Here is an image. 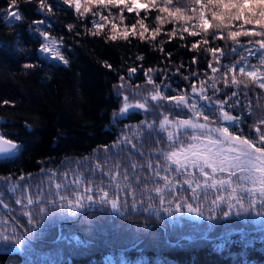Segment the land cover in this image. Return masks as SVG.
Returning a JSON list of instances; mask_svg holds the SVG:
<instances>
[{"label":"trees","instance_id":"obj_1","mask_svg":"<svg viewBox=\"0 0 264 264\" xmlns=\"http://www.w3.org/2000/svg\"><path fill=\"white\" fill-rule=\"evenodd\" d=\"M145 3L149 0H138L139 5ZM203 3L207 31L200 28L201 9L195 0H172L168 5L156 0L158 7H140L138 13L87 0H81L80 12L63 0H44L43 8L41 0H16L15 7L11 0H0V135L17 146L12 155L0 156V201L6 205L0 206V264H264V212L254 217L220 216L219 209L213 219H195L184 211L185 201L192 203L188 181L197 177L196 169L180 174L175 162L165 157L191 143L193 130H178L169 141L154 127L143 125L157 116L139 109L114 114L120 104L119 82L139 81L147 73L162 96L186 95L189 103L197 99L212 121L209 127L228 126L236 135L239 128L247 139L258 142L255 129L264 133L259 123L264 119V89L259 88L264 82V52L257 41L264 35H242L233 41L228 32L262 33L264 24L226 18L218 29L208 0ZM85 4L90 11L83 12ZM165 6L171 11L180 7L190 19L161 13L159 7ZM157 16L166 22L161 24ZM141 20L148 29L143 40ZM96 24L103 25L98 34ZM112 24L117 31L127 28L128 38L112 41ZM133 25L136 35H131ZM156 28L160 32L153 38ZM46 43L68 64L53 52H43L41 45ZM207 48L222 50L218 61ZM233 65L235 72L227 71ZM240 67L246 72L257 69L258 81L241 74ZM233 75L243 83L232 85ZM213 79L220 89L215 95L208 87ZM201 82L212 102L192 94V85L200 88ZM232 92L238 93L241 104L226 111L241 119L217 122L220 113L214 101ZM163 108L171 116L188 112L194 117L188 108ZM195 118L206 123L203 115ZM122 136L129 144L121 142ZM69 171L87 172L95 184L93 199L76 209L68 207L58 189L69 182ZM114 171L115 179L110 175ZM125 172L127 179L122 178ZM165 176L173 187L166 186ZM157 187L165 197L163 205ZM104 193L107 200L117 201V211L96 197ZM28 198L33 204H27ZM175 203L181 204L179 210ZM169 207L171 214L165 211Z\"/></svg>","mask_w":264,"mask_h":264},{"label":"snow or ice","instance_id":"obj_2","mask_svg":"<svg viewBox=\"0 0 264 264\" xmlns=\"http://www.w3.org/2000/svg\"><path fill=\"white\" fill-rule=\"evenodd\" d=\"M28 2H33V0H28ZM65 4H73L75 5V9L77 12H80L81 9V0H63ZM87 3H97L101 4L104 7H108L109 5H115L120 6L123 5V7L127 8L128 12L136 11L137 13L140 10V7L148 8V7H158L156 4V0H149V3H145L143 5L138 4V0H131V3L129 4L128 0H87ZM172 0H165V4H171ZM195 3L200 6V28L204 31H207L209 28V22L205 18V8L206 5L203 3V0H195ZM11 4L13 7L16 6V0H11ZM208 5L211 6L213 9L212 11V18L215 21H218L215 25L216 28H220L224 22V20L227 18L229 20H236L240 21L243 19L244 24H264V0H208ZM41 7H44V0H41ZM259 8L258 12H254L253 9ZM195 11V8L192 9ZM90 11L87 4H85L83 8V12ZM159 11L161 13H167L169 17H172L174 19H190V17L183 16L182 15V9L180 7H176L175 11H171L167 6L165 7H159ZM9 15L14 16L16 20H21L22 17L20 14L16 12H10ZM83 13H81L82 15ZM102 20L106 19L105 17H101ZM121 19H123V16H121ZM156 19L160 21L161 24L165 23L166 20L162 19L161 17L157 16ZM140 27L142 31L139 33L140 38L144 39V33L148 31L147 27L144 25L143 20L139 21ZM72 26L70 25L69 28ZM103 27L102 24H96V29L98 34L99 30ZM136 25L132 26V32L131 35H136L135 32ZM184 32H187L188 29L184 28ZM112 32L113 34L110 36V39L112 41L117 40V38H123L127 39L129 36V30L125 28L122 31H117V25L112 24ZM160 32L159 28H156L152 36L155 38V35ZM264 35V32L262 33H255V32H248V31H230L228 32V37L232 39L233 41L237 40V37L240 36H248V35ZM42 35L45 38H48V33L44 32ZM171 35H175V31ZM190 35L195 36L197 35L196 32H191ZM216 35L215 33L213 34ZM220 39H223V36H219ZM50 43L54 46L56 44V41L54 39L50 40ZM204 44H207L208 41H203ZM258 48L261 52H264V39H261L257 41ZM198 47V44H192V48L196 49ZM41 49L45 53L53 52L60 61H62L64 64H68V61L59 54V51L52 47L50 48L49 45L46 43L44 45H41ZM160 51H163L161 48ZM206 51L213 53V58L217 61L219 60V56L217 53L222 54V50L218 48H207ZM251 51V49H249ZM171 55V54H169ZM260 63L262 66H264V55H261L260 57ZM25 67H32V65H25ZM106 67H111L110 65H106ZM211 67V65H209ZM131 72H135L136 69H131ZM151 71V70H149ZM213 72H216V68H212ZM227 71L235 72V65H233L231 68H228ZM239 72L243 75H246L249 78H252L253 82L258 81L257 72L258 70L254 68V70L251 71H245L244 67L239 68ZM225 75H227V72H225ZM262 77H264V73L260 74ZM187 79V77L185 78ZM148 83H153L151 76L148 78ZM225 84H228L229 81L227 79L224 80ZM230 83L232 85H239L243 83V81L238 80L236 75H233L231 77ZM208 87L211 88L213 91V95L220 92V89L216 87L215 79H213V82L208 85ZM259 88L264 89V82L259 83ZM192 94L195 96L197 93H199L198 99L199 100H206L209 102H212V98L205 95V86L204 82H201V87L197 88L194 84L191 88ZM225 99H216L214 101L215 109L219 111L220 116L217 118V122H219L220 119L223 121L228 122H238L240 121V117L233 116L229 114V111H226L227 109H233L241 104V100L239 99L237 92H232L231 96H228L227 93H225ZM160 99H166L170 104H173L176 108H188L194 117H200L203 115V119L206 121V123H198L195 122L193 119H179L176 121L170 120L167 115L164 116L162 120L159 121V126L161 129H165L166 125H172L174 129L176 128H183L185 130L192 129L193 135L190 137V140L193 143H189L187 148H181L177 151H172L166 155V159L172 160L177 165L176 171L180 174H184L188 171L189 167H196L199 169V172L204 175L205 183L207 184V177L209 176V173L205 170V168H210L211 172L213 174L219 172L224 173L225 171H228L229 169L244 171L245 169L251 171L253 173V183H256L259 181L260 188H259V194L261 197H264V133H261L260 128L257 127L255 129L256 133L258 134V142L257 141H250L247 139L244 135L242 130L237 128L236 130L240 132L239 135L234 134L232 131H230V128L228 126H220V127H209V125L212 123L208 115H204L203 112L200 110L197 104V99H192V102L189 103V98L186 95H175V96H162V93L160 91H156L155 93L151 94V100L157 101ZM7 103V102H5ZM139 108L144 109L146 105L144 103H137L135 105H131L127 103V97H125V103L124 106L120 109L121 113H124L128 111L129 108ZM260 125L264 126V119L260 120ZM149 128L152 127L151 124L148 125ZM201 131V135L197 136L195 135L196 131ZM209 135H205V134ZM186 135V132H185ZM213 136L215 138H213ZM174 138V132L168 131V140L172 141ZM259 143L261 146H256V144ZM8 145L10 148H16L17 146L13 144L11 141H5L3 139V136H0V145ZM224 145H229V147H224ZM135 147V146H134ZM6 149L3 147H0V151H5ZM131 167L135 168L136 165H132ZM149 167L151 168L152 165L149 164ZM231 175H234L235 173H230ZM155 175H159V172H156ZM124 179H127V173H123ZM115 179V177H113ZM166 186L173 187L172 185H167L168 177H164ZM188 183H191V181H188ZM230 180H213L211 187H216L217 185L223 186L224 184H230ZM200 185L197 184V187ZM157 193H161L160 201L161 205H163L165 197L162 194V189L157 187L155 189ZM236 189H232V193H235ZM108 194L104 193L100 197L101 203H110L111 208L113 211L118 210V204L115 199L109 201L106 199V196ZM251 195V193H249ZM89 200L93 199L92 196L87 197ZM193 199H197V195L195 193V189H193ZM243 197H241L242 199ZM64 200L65 198H61ZM176 199H183L182 197H177ZM206 199V196H205ZM233 199V196L230 194L227 197V206L229 209L240 205L243 208V205L240 203V199L236 200V203L233 204L231 201ZM224 197L217 196L215 200H212L210 202V215H207L209 219H213L216 216V208L221 204V201H224ZM252 203H255V201H251ZM261 202H264V199L261 200ZM16 203H21L19 199L16 200ZM68 207L72 209L79 208L80 205V198H77V201L74 203L73 201L69 200ZM169 205L173 204L174 201H168ZM27 204L31 205L33 204V200L31 198L27 199ZM186 207L189 212H196L197 214H202L203 212L198 207H193L191 203H187L185 201ZM61 206H65L63 203H61ZM135 205H133L134 207ZM181 207L180 203H175V208L179 210ZM44 208H40L39 212H43ZM165 211L169 214L172 212V208H166ZM224 215H228L227 212L224 213ZM31 218V217H30Z\"/></svg>","mask_w":264,"mask_h":264},{"label":"rangeland","instance_id":"obj_3","mask_svg":"<svg viewBox=\"0 0 264 264\" xmlns=\"http://www.w3.org/2000/svg\"><path fill=\"white\" fill-rule=\"evenodd\" d=\"M149 75L147 73L144 74V78L139 81H132V80H121L117 87V92L120 96V104L117 109V111L114 113L116 115H121L124 113H121L120 109L124 106L125 103V97H127V103L131 105H135L137 103H144L146 107L144 109L139 108H129L130 109H139L143 111L144 115H153L157 116L154 118V120H144V126L148 127L149 124L152 125V123H155L150 130L154 127L157 129L160 133L165 134V136H168V131H173L174 135L177 133L178 130H182L183 128H176L174 129L172 125H166L165 129H161L159 126V121L164 118L165 115L169 117L170 120L176 121L179 119H193L195 122L201 123V121H198L195 117H192L190 113L187 112L186 116L184 117H178V116H171L169 115V112L167 110H164L163 106H173V104H170L167 100H157L153 101L151 100V94L156 92L155 84L148 83ZM199 88V87H197ZM135 131V130H134ZM136 132V131H135ZM200 131H196V133H199ZM201 134V133H200ZM206 136L209 134H205ZM2 136V135H0ZM213 138H215L213 136ZM3 139L5 141H11L13 144L14 142L6 137L3 136ZM122 143H128L129 139L122 136ZM193 143V142H191ZM188 145L180 147L181 148H187ZM0 147L5 148V151H0V156H9L12 155L15 152V148H10L8 145H0ZM224 147H229V145H224ZM177 149V150H179ZM176 150V151H177ZM101 169L102 167H97ZM191 168L196 169V175L197 177L189 179L191 181L190 183V198L192 200V206L198 207L203 212L202 214H197L196 212H189L186 204H183L184 211L187 213V215H190V217L195 219H200L207 217V215H210V202L212 200H215L217 196L224 197L225 200L221 201V204L216 208V211L221 210L220 216H225L224 213L227 212L228 214H232L233 216L241 217L244 215H248L249 217H254L256 214H259L261 212H264V202H261L264 197H261L259 194V188L260 184L259 181L256 183H253V173L247 169L244 171L229 169L228 171H225L224 173H215L213 174L211 172L210 168H205V170L209 173V176L207 177V184L205 183V177L202 173L199 172V169L196 167H189V170ZM234 172V175H231L230 173ZM88 173L80 174L75 173L74 171H69L65 176V178L69 179V182H63L60 186H58V189L61 193L64 195H61L60 197H65L67 199V202L69 200L73 201L74 203L77 201V198H80V202H86L89 199L88 196L91 195V191L94 188V182L92 181V178L89 176H86ZM110 175L114 177L116 175V171L113 173L110 172ZM213 180H230V184H224L223 186L217 185L215 188L211 187ZM197 184L200 186L197 187ZM235 188L236 192L232 193V189ZM193 189H195V193L197 195V199H193ZM207 191V194L205 193ZM41 192H37V194H40ZM251 193V195H249ZM233 196L232 203L235 204L237 199H240V203L243 205V208L240 205H237L231 209L227 206V197L229 195ZM100 195L97 194V198L100 199ZM206 196V199H205ZM241 197H243L241 199ZM255 201V203H252L251 201ZM189 203V202H188ZM208 218V217H207ZM57 237V236H56Z\"/></svg>","mask_w":264,"mask_h":264},{"label":"water","instance_id":"obj_4","mask_svg":"<svg viewBox=\"0 0 264 264\" xmlns=\"http://www.w3.org/2000/svg\"><path fill=\"white\" fill-rule=\"evenodd\" d=\"M0 206H1V208H3V209L6 208V205H5L2 201H0Z\"/></svg>","mask_w":264,"mask_h":264}]
</instances>
